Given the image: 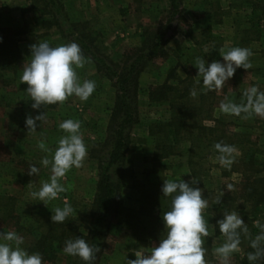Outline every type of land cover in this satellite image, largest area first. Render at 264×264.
Masks as SVG:
<instances>
[{
  "label": "rangeland",
  "instance_id": "rangeland-1",
  "mask_svg": "<svg viewBox=\"0 0 264 264\" xmlns=\"http://www.w3.org/2000/svg\"><path fill=\"white\" fill-rule=\"evenodd\" d=\"M59 1L63 4L68 23L76 24L80 31L90 34L95 40L93 45H98L101 53L113 61L121 60L123 53L140 46L146 29L159 31L163 26H169L166 32L169 39L164 46L166 57L148 62L139 76L136 123L130 132L126 165L141 186L143 179L149 177L150 183L155 185L161 196L164 179L181 177L188 181L195 177L200 180L198 186L209 200V207L203 213L210 232L204 243L207 250L206 264H219L215 248L222 243L223 236L218 234L215 222L225 210L241 214L248 226L250 238L254 239L259 233V228L255 225L264 223V181L262 184L251 183L246 179V176L251 175L263 176L264 179V172H261L264 171V118L255 115L245 118L244 114L237 117L220 110V104L225 100L241 103L244 100L242 93L247 88L257 86L264 91V11L261 10L264 2L180 0L178 14L172 15L167 0ZM32 3L33 0H0L1 24L21 28L27 21L37 22L34 18L39 12L32 8ZM255 3L256 6L253 5ZM251 6L256 9L252 15ZM38 30L20 37L19 45L26 57L22 69L15 76L0 71V216L8 206V209L15 210L20 217L17 225L20 229L14 226L13 219H8L6 222L0 220V230L16 231L23 236L22 247L29 252H33L31 249L34 244L46 232L47 223L55 225L51 221V209L63 207L65 203L72 205L75 211L60 224L68 225L69 222L70 226L75 227L76 233L87 235L99 173L97 161L90 158V152L95 150L102 154L105 150L101 145L108 136L110 108L114 102V89L110 81L96 70L91 57L84 55L86 63L84 68L77 69L78 75L82 80H94L97 85L89 99L80 101L72 96L63 105L32 109V101L25 92L27 84L20 83L23 67L31 59L30 45L48 41L56 46L73 42L76 36L75 32L72 34L66 31L65 25H61L60 29L43 26ZM231 46L251 49V69H237L235 75L220 90H204L202 83H197L201 78L196 76L197 69L192 63L197 58H204L209 63L213 59L222 61L219 49ZM205 49L208 53H205ZM176 65H180L176 72L181 78L186 77V72H189L192 90L204 93L203 109L199 113H193L187 121V128L180 134L174 153L156 161L153 158L159 148L149 135V128L157 122L168 121L171 112L166 102H152L148 93L152 87L166 81L168 71ZM187 65L190 66L188 70H183ZM169 82L174 81L170 79ZM180 87L183 88V85ZM197 99V96H191L189 101L197 104ZM43 111L47 113V122L43 127L38 126L35 132H28L25 116H35ZM69 118L81 122V133L88 155L81 168L71 169L60 180L65 192L60 193L58 199L50 201L47 207L29 195L30 191L39 188L42 181H47L51 174L49 168L40 164L46 153L41 152L36 144L38 140L44 139L48 147L54 149L56 140L63 134L58 123ZM216 119L221 122L217 124ZM37 123L39 125L40 122ZM194 125L206 126L212 132L198 137V130L193 128ZM215 142L235 147L234 163L230 167L219 164ZM23 162L28 164L23 165ZM30 163L40 169L38 175H27ZM132 183L135 182L131 180L128 186ZM247 183L258 189V196L247 195ZM228 184L233 185L230 192L226 191ZM148 187L144 186L143 189ZM221 190H225L222 203L213 205L212 201L221 194ZM122 194L126 210L139 206L141 193L123 188ZM6 196L14 200H6ZM9 201H13V205ZM125 219L124 214L119 221L110 219L108 232L103 238V249L95 264H128V259H135L132 249L149 251L159 242L144 233L137 232L136 235L133 226L127 227L120 223ZM250 251L249 238L242 236L239 250L232 254L229 264H240L241 259H246L249 264L247 254ZM69 260L71 259L66 254L59 252L54 262L43 261V264H69Z\"/></svg>",
  "mask_w": 264,
  "mask_h": 264
},
{
  "label": "clouds",
  "instance_id": "clouds-1",
  "mask_svg": "<svg viewBox=\"0 0 264 264\" xmlns=\"http://www.w3.org/2000/svg\"><path fill=\"white\" fill-rule=\"evenodd\" d=\"M2 42V37H0ZM31 59L23 67L20 83H26L27 96L32 101L31 108L39 110L41 106L63 105L72 96L80 101H87L96 90V82L81 79L77 69L85 66L86 60L80 46L75 42L53 46L48 41L30 45ZM205 53L208 50L205 49ZM221 60L213 59L210 63L204 58H197L192 63L201 78L204 90L217 91L235 75L237 69L249 70L252 67L250 48L231 46L219 49ZM190 95L195 97L197 92L192 90ZM244 100L237 104L225 100L220 104L224 114L245 118L251 115L264 118V91L257 86L247 88L242 93ZM37 122H40L39 125ZM47 122L46 111L39 114L26 115L25 127L28 132H35L37 127H43ZM63 133L55 142V148L48 147L44 139L37 141L36 147L43 153L40 164L50 169V177L42 181L36 190L30 191L33 200L41 201L48 207L50 201L56 200L65 187L60 180L73 168H81L88 155V148L81 133V122L65 119L58 123ZM219 153L217 160L223 167H230L234 163L236 149L232 145L217 142L214 145ZM40 169L30 163L27 168L28 176L39 174ZM200 180L192 177L186 181L181 177L164 179L161 192L163 197L169 198L167 211L162 214L164 226L163 235L159 242L149 251L132 249L135 259H128V264H206L205 239L210 236L208 221L203 213L209 207V200L198 186ZM233 185L228 184L226 191H232ZM225 190L213 201V205H220ZM75 209L65 203L63 207L51 209V221L64 223ZM216 229L223 236V241L215 248L219 264H229L232 254L239 250L242 236L249 238L247 254L249 264H264V223H257L259 233L255 238L249 237V229L238 211L225 210L215 222ZM23 236L16 231L0 230V264H43V256L39 252H29L22 247ZM63 253L78 257L84 264H95L101 248L89 244L83 237L68 239L64 243Z\"/></svg>",
  "mask_w": 264,
  "mask_h": 264
},
{
  "label": "trees",
  "instance_id": "trees-1",
  "mask_svg": "<svg viewBox=\"0 0 264 264\" xmlns=\"http://www.w3.org/2000/svg\"><path fill=\"white\" fill-rule=\"evenodd\" d=\"M167 1L172 10L171 14L177 15L180 0ZM261 2H264V0H261ZM253 5L256 6V3ZM33 7L38 9L37 11L39 12L38 16L34 18V20H37V22L34 21L36 24L27 21L25 26L23 25L21 28L2 25V15L0 14V37H2V42H0V71L11 73L15 76L22 69L26 57L19 45L21 36L28 32L40 30L43 26H46V28L54 26L60 29L61 25H65L66 31L72 34L73 32L76 33L75 41L79 43L83 55H89L95 62L96 70L103 74L102 77L110 81L111 87L114 89V102L110 108L107 127L108 136L104 144L101 145V148L105 150L102 154H98L99 151H96V153L95 150L90 152V158L97 161L99 173L91 205L92 220L87 228V235L76 233L75 227L70 226L69 222L68 225L55 223L53 226H50L48 222L46 232L41 234L31 250L42 254L43 261L54 262L57 254L63 252L65 241L75 239L77 236L83 237L91 245H98L102 250L104 245L103 238L108 232L110 219L119 221L122 214L126 216V219L123 222L120 221V223L127 227L133 226L136 235L137 232L144 233L145 236L148 235V237L159 241L164 230L161 217L163 212L168 209L169 199L160 195L155 185L150 183L149 177L143 179V186H141L140 182L135 181L134 173L126 165V152L131 139V128L136 123L140 73L148 62L158 57H166L164 46L169 39L166 33L169 26H163L159 31L146 29L142 34L140 46L123 53L121 60L113 61L101 53L98 45H93L95 40L90 34L80 31L76 24L68 23V17L63 11V4L59 0H33ZM261 10L264 11V3H262ZM255 11L256 9L251 6L250 14H255ZM178 67L180 65L170 68L166 81L152 87L148 93L152 102H166L171 112V117L168 121L157 122L149 128V135L153 137V142L159 148L153 158L156 161L174 153L173 149H175V144L179 142L180 134L187 128V121L192 117L193 113L201 112L203 109L204 101L202 100L204 93L198 92L197 104H192L189 101L191 98L190 92L193 89L192 85L190 86V83H192L189 78L190 74L186 72V77L181 78L176 72ZM188 67L190 66H184L182 69L187 71ZM170 79L174 82H169ZM180 85H183V88ZM54 106L48 105L45 107L53 108ZM215 122L218 124L221 120L216 119ZM193 128L198 130V137L209 135L212 132L211 128L202 125H194ZM249 161L252 162L250 159ZM27 164V162H23V165ZM261 172L264 171L262 170ZM246 179L251 183L262 184L264 181L263 176L253 177L251 175L246 176ZM131 180L135 183L128 186ZM25 182L23 181V183ZM144 186L148 187V189L144 190ZM123 188H130L135 192L141 193L142 199L138 207L134 206L129 210L124 208ZM245 189L248 196H258L260 193L256 187L249 183H247ZM6 197V200H14L12 197ZM9 202L13 205V201ZM256 208L257 206H255ZM8 219H13L14 226L20 229V226H17L20 217L15 213V210L8 209L7 206L2 212L0 220L6 222ZM218 234L220 233L218 232ZM66 256L71 259L69 264H84L78 257L72 259L73 256ZM240 264L248 263L246 259H241Z\"/></svg>",
  "mask_w": 264,
  "mask_h": 264
}]
</instances>
